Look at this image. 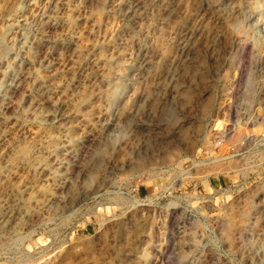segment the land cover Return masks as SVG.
<instances>
[{
    "label": "rangeland",
    "instance_id": "rangeland-1",
    "mask_svg": "<svg viewBox=\"0 0 264 264\" xmlns=\"http://www.w3.org/2000/svg\"><path fill=\"white\" fill-rule=\"evenodd\" d=\"M75 2L0 0V264H264V0Z\"/></svg>",
    "mask_w": 264,
    "mask_h": 264
},
{
    "label": "bare ground",
    "instance_id": "bare-ground-1",
    "mask_svg": "<svg viewBox=\"0 0 264 264\" xmlns=\"http://www.w3.org/2000/svg\"><path fill=\"white\" fill-rule=\"evenodd\" d=\"M75 2V0H74ZM73 3V2H72ZM76 3V2H75ZM140 4V3H139ZM62 6V5H61ZM66 6V5H65ZM115 8V7H114ZM127 8V7H126ZM82 11V10H81ZM78 12V11H77ZM86 12V11H85ZM83 15V12H82ZM78 17V16H77ZM49 22V21H48ZM91 22V21H90ZM74 30V29H73ZM76 30V29H75ZM54 33L52 32V35ZM67 40L69 43L73 42L74 37L73 34L70 32L66 36ZM42 48V47H41ZM26 51V50H25ZM13 56V55H12ZM41 56V55H40ZM68 57V56H67ZM52 59V53L48 54L47 57L45 58L44 62L41 64L43 68L46 70H53L52 64L53 61ZM55 59V58H54ZM25 63L29 68L34 67L35 62L32 60L30 55H26L25 58ZM69 63V62H68ZM70 64V63H69ZM57 65V64H56ZM25 67V66H24ZM60 67V66H59ZM85 67V66H84ZM61 68V67H60ZM65 68L70 71L72 74L75 75V72L77 69H75L73 66H68L66 65ZM47 72V71H46ZM48 74V73H47ZM70 75V74H69ZM68 75V76H69ZM68 79V78H67ZM21 78H17L15 80V85H18L19 83L21 84ZM76 82L75 77H70L68 85H73ZM78 87V86H77ZM20 89V88H19ZM23 89V88H21ZM17 90V89H16ZM18 91V90H17ZM16 94V93H15ZM19 95V94H18ZM46 92L42 90H38L33 93H29L27 98L30 101L31 104V112L29 115L33 118V120L38 121V122H44V121H54V120H59V119H65L68 116H70V112L67 110V103L65 98L62 96V93H58L56 96V100L53 102H47L46 100ZM84 102V101H83ZM3 103V102H2ZM95 104V103H94ZM16 130V129H15ZM5 153V152H4ZM30 190V189H29ZM57 198V197H56ZM57 200V199H56ZM12 203V202H11ZM7 205V203H6ZM2 217V216H1ZM9 228V227H8Z\"/></svg>",
    "mask_w": 264,
    "mask_h": 264
},
{
    "label": "built area",
    "instance_id": "built-area-1",
    "mask_svg": "<svg viewBox=\"0 0 264 264\" xmlns=\"http://www.w3.org/2000/svg\"><path fill=\"white\" fill-rule=\"evenodd\" d=\"M247 140L245 136H240L238 138V142L234 145V147L226 146L227 153L225 154V159H236V160H243L244 157H246V146H247ZM218 145H221V143H218Z\"/></svg>",
    "mask_w": 264,
    "mask_h": 264
},
{
    "label": "crops",
    "instance_id": "crops-1",
    "mask_svg": "<svg viewBox=\"0 0 264 264\" xmlns=\"http://www.w3.org/2000/svg\"><path fill=\"white\" fill-rule=\"evenodd\" d=\"M141 193H142V194H145V193H146V191H145L144 189H142V190H141Z\"/></svg>",
    "mask_w": 264,
    "mask_h": 264
}]
</instances>
